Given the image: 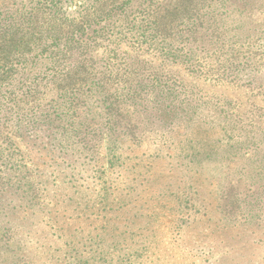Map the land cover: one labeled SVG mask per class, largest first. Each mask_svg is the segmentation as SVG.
<instances>
[{
    "label": "rangeland",
    "instance_id": "obj_1",
    "mask_svg": "<svg viewBox=\"0 0 264 264\" xmlns=\"http://www.w3.org/2000/svg\"><path fill=\"white\" fill-rule=\"evenodd\" d=\"M50 2L0 0V14ZM251 2L257 20L227 21L204 74L145 55V74L179 91L176 112L122 150L87 131L5 146L23 170L0 172V264H264V0Z\"/></svg>",
    "mask_w": 264,
    "mask_h": 264
},
{
    "label": "trees",
    "instance_id": "obj_2",
    "mask_svg": "<svg viewBox=\"0 0 264 264\" xmlns=\"http://www.w3.org/2000/svg\"><path fill=\"white\" fill-rule=\"evenodd\" d=\"M185 1L113 0L108 10L72 11L68 0H51L44 10L0 14V172L23 170L5 146L26 134L52 131L75 144L86 131L101 133L118 152L157 116L170 119V97L180 93L145 74V55L204 74V58L225 44L227 21L257 20L251 0H192L190 10ZM7 248L5 240L0 254Z\"/></svg>",
    "mask_w": 264,
    "mask_h": 264
}]
</instances>
